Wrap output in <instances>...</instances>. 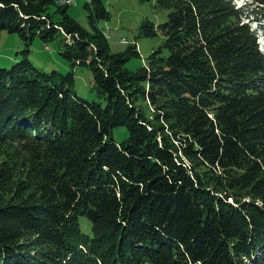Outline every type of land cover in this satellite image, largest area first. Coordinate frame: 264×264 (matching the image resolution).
Here are the masks:
<instances>
[{"label":"trees","instance_id":"1","mask_svg":"<svg viewBox=\"0 0 264 264\" xmlns=\"http://www.w3.org/2000/svg\"><path fill=\"white\" fill-rule=\"evenodd\" d=\"M250 1L156 0L168 19L141 35L162 32L169 54L130 71L139 51L111 52L103 0L86 5L94 32L63 6L54 21L55 0H0V37L64 33L107 100L29 49L0 67V264H264V53L244 21L264 0Z\"/></svg>","mask_w":264,"mask_h":264},{"label":"rangeland","instance_id":"2","mask_svg":"<svg viewBox=\"0 0 264 264\" xmlns=\"http://www.w3.org/2000/svg\"><path fill=\"white\" fill-rule=\"evenodd\" d=\"M90 2L91 0H55L49 8V13L54 21L61 22L63 14L58 10L62 6L66 7L67 15L72 22L88 32H94L86 8ZM103 2L109 11V18L98 20L96 25L108 37L111 52H124L129 46L135 45L140 54L139 56H131L124 64L125 69L130 71L139 69L147 63L148 56L159 48L162 49L163 55L169 54L168 48L164 46L165 36L162 32L159 31L153 37L141 35V26L145 19H149L157 27L167 21L169 9L158 7L156 0H103ZM234 2L240 7L252 5L250 0H234ZM256 5L258 6H253L256 10H260V8L264 10V5L260 4V7L259 4ZM263 18V13H259L250 19L244 18V21H247L257 32V41L260 50L264 53ZM67 37L69 38V35ZM65 38V34L61 32H58L53 39L48 41L36 35L26 47L25 40L18 33L3 30L0 37V67H11L22 59L21 51L29 49L28 57L37 67L47 73L55 71L58 82L63 79L64 75L73 72L72 88L76 93L88 101H95L105 106L107 103L106 96L100 87L95 85L89 65L74 63L63 54V51L66 50ZM113 136L116 141L120 142L129 136V130L126 126L115 127Z\"/></svg>","mask_w":264,"mask_h":264}]
</instances>
